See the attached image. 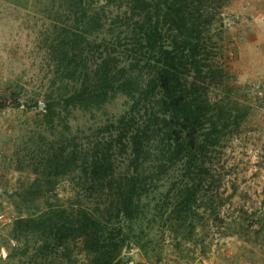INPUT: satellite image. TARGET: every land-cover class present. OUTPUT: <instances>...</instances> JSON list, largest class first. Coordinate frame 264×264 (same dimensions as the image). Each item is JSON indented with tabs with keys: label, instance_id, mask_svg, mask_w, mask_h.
<instances>
[{
	"label": "trees",
	"instance_id": "obj_1",
	"mask_svg": "<svg viewBox=\"0 0 264 264\" xmlns=\"http://www.w3.org/2000/svg\"><path fill=\"white\" fill-rule=\"evenodd\" d=\"M232 1L56 0L45 9L40 48L55 90L42 122L62 126V138L32 149L37 180L24 194L56 197L69 179L76 195L14 223L34 264H66L72 246L87 264H123L140 241L125 229L154 222L156 212L185 227L219 197V156L250 113L217 57ZM118 97L129 109L115 123L67 138L73 112L94 114Z\"/></svg>",
	"mask_w": 264,
	"mask_h": 264
},
{
	"label": "rangeland",
	"instance_id": "obj_2",
	"mask_svg": "<svg viewBox=\"0 0 264 264\" xmlns=\"http://www.w3.org/2000/svg\"><path fill=\"white\" fill-rule=\"evenodd\" d=\"M55 1L0 0V264H34L25 238L13 235L14 223L52 206L70 205L76 195L69 179L58 186L56 197L27 199L24 194L37 180L32 149L44 139L62 138V126L54 131L42 122L43 101L55 90L40 48L41 32L48 28L42 13L57 6ZM221 18L217 57L229 72L234 96L250 113L219 156V197L185 227L156 212L154 222L149 216L133 232L125 229L130 238L139 233L140 241L123 252V264H264V0H233ZM211 90L212 98L219 99V91ZM128 109V101L118 97L94 114L75 111L67 138L85 140ZM71 253L66 264H87L85 254L73 246Z\"/></svg>",
	"mask_w": 264,
	"mask_h": 264
},
{
	"label": "water",
	"instance_id": "obj_3",
	"mask_svg": "<svg viewBox=\"0 0 264 264\" xmlns=\"http://www.w3.org/2000/svg\"><path fill=\"white\" fill-rule=\"evenodd\" d=\"M126 252H127V253H129V252H130V250H129V249H127V250H126Z\"/></svg>",
	"mask_w": 264,
	"mask_h": 264
}]
</instances>
